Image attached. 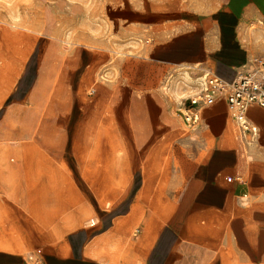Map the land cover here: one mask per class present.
<instances>
[{"label":"crops","instance_id":"obj_1","mask_svg":"<svg viewBox=\"0 0 264 264\" xmlns=\"http://www.w3.org/2000/svg\"><path fill=\"white\" fill-rule=\"evenodd\" d=\"M201 4L127 11L131 47L0 18V264H264V107L177 112L264 53V0Z\"/></svg>","mask_w":264,"mask_h":264},{"label":"rangeland","instance_id":"obj_2","mask_svg":"<svg viewBox=\"0 0 264 264\" xmlns=\"http://www.w3.org/2000/svg\"><path fill=\"white\" fill-rule=\"evenodd\" d=\"M203 0H0V18L25 24L67 43L142 44L127 11H165L200 8ZM128 17V16H127ZM131 27V29L129 28ZM127 35L124 38V35ZM147 41V39H146ZM63 44V43H62ZM64 45V44H63ZM65 47V45H64Z\"/></svg>","mask_w":264,"mask_h":264},{"label":"built area","instance_id":"obj_3","mask_svg":"<svg viewBox=\"0 0 264 264\" xmlns=\"http://www.w3.org/2000/svg\"><path fill=\"white\" fill-rule=\"evenodd\" d=\"M201 79L199 90L187 98L188 103L178 106L177 112L183 120L190 126L197 125L200 108L222 98L237 134L244 138L256 137L258 127L248 119L246 111L253 104L264 107V53L246 62L231 80L207 69L203 70Z\"/></svg>","mask_w":264,"mask_h":264}]
</instances>
